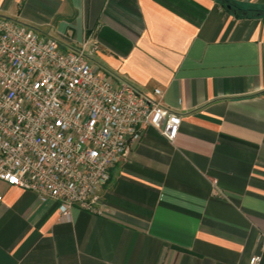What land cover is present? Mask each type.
<instances>
[{
    "label": "crops",
    "instance_id": "crops-1",
    "mask_svg": "<svg viewBox=\"0 0 264 264\" xmlns=\"http://www.w3.org/2000/svg\"><path fill=\"white\" fill-rule=\"evenodd\" d=\"M0 15L97 43L99 74L160 88L182 117L111 168L101 215L0 181V264H264V15L218 0H0Z\"/></svg>",
    "mask_w": 264,
    "mask_h": 264
},
{
    "label": "built area",
    "instance_id": "built-area-1",
    "mask_svg": "<svg viewBox=\"0 0 264 264\" xmlns=\"http://www.w3.org/2000/svg\"><path fill=\"white\" fill-rule=\"evenodd\" d=\"M89 41L63 48L34 27L0 15V181L101 215L111 168L154 127L174 141L182 117L146 94L115 86L94 67ZM4 195L0 191V203ZM264 247V244H263ZM261 255L249 264H260Z\"/></svg>",
    "mask_w": 264,
    "mask_h": 264
},
{
    "label": "trees",
    "instance_id": "trees-1",
    "mask_svg": "<svg viewBox=\"0 0 264 264\" xmlns=\"http://www.w3.org/2000/svg\"><path fill=\"white\" fill-rule=\"evenodd\" d=\"M223 6L231 11L244 13L248 16H260L264 15V7L248 6L244 7L242 4L237 3L234 0H218Z\"/></svg>",
    "mask_w": 264,
    "mask_h": 264
}]
</instances>
